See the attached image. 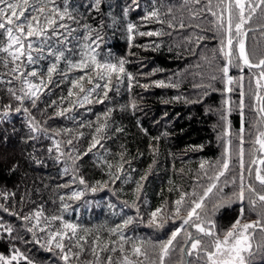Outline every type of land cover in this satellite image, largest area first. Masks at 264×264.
I'll list each match as a JSON object with an SVG mask.
<instances>
[{"label": "trees", "instance_id": "trees-1", "mask_svg": "<svg viewBox=\"0 0 264 264\" xmlns=\"http://www.w3.org/2000/svg\"><path fill=\"white\" fill-rule=\"evenodd\" d=\"M93 3L94 0H54L52 3L42 0L39 5L46 7L49 14L53 7L63 13L67 6L73 19L65 16L61 21L56 17L57 30L67 36L68 41L56 44L57 38L53 37L49 45L64 51L67 59L57 65L53 82L39 94L35 106L32 98L16 100L9 89L23 96L21 88L24 85L15 77L33 70L38 72L37 77L29 78L33 83L39 84L41 79L48 83L47 69L55 62L54 56L48 53V45L40 38H29L34 48L44 50L39 55L32 53L37 58L35 64L27 63L26 56L17 61L20 70L16 73L11 72L15 65L8 53L0 52V193H7V196L0 195V205L8 209L0 208V223L13 229L11 233L0 229V254L7 255L15 247L34 264H65L54 246L52 252L46 250L48 232L62 228L61 221H52L51 217L60 216L63 221L79 226L72 245L79 237H84L79 241L84 251L73 247V252H80V255L70 257L67 264H87L89 261L95 264L93 248L100 264H107L108 257L112 258L111 264H124L125 255L132 261L152 264L155 260L158 264V249L153 245L167 240L181 224V220L172 215L175 201L182 193L189 194L191 199L192 194L197 196L198 187L209 184L211 165L221 159L224 137L220 134L221 120L215 107L224 94L222 69L226 60L220 49L226 37L218 17H223L226 27L227 0H101L98 8H93ZM154 10L158 15L149 16ZM44 23L42 17L41 26ZM59 23L68 28L60 29ZM129 24L134 26L131 33ZM262 26L264 13L257 9L252 21L245 26L250 30L246 47L253 64L264 59ZM149 32L161 34L140 35ZM7 43L5 30H0V47ZM90 48H95L97 60L101 62L118 64L124 59L125 73L134 77L131 88L125 74L119 81L112 80L104 103L83 104L81 97L86 93L69 97L72 80L84 75L85 71L90 75L94 73L91 69L68 71L67 61L78 62ZM261 71L247 66L229 69L236 77L234 95L240 96L242 89L244 103L251 102ZM157 81L175 86L159 87ZM261 81L263 88L259 93L264 97V79ZM95 82L103 84L106 81ZM84 85L92 87L87 81ZM74 91L79 92L78 89ZM103 91L98 89V95L94 93L90 99L95 101ZM53 101H56L55 105ZM262 103L264 101H260L256 111L251 106H244L243 117V110L240 111L238 106L229 115L232 134L238 133L243 124V160L253 155L248 151V144L258 131L255 127L259 126L260 130L264 125V113L259 111ZM6 106L10 107L7 108L8 117L4 119ZM63 109L69 111L63 116L56 114ZM109 110L105 119L104 114ZM100 124L107 127L97 136L100 143L89 152ZM228 140L232 147L240 146L239 135ZM56 144L60 145L59 151ZM234 160L237 163L239 157L234 156ZM202 162H207L204 169L200 167ZM257 164L251 166L248 179L261 192L255 179ZM258 167L264 169V165ZM146 173L147 179L142 181L143 187L137 192V182ZM239 174L238 166L231 165L218 181V188L223 186V191L214 189L217 194L205 202L208 216L221 233L240 217L241 202L232 197L234 202L215 214L213 206L221 197L227 199L226 195L235 183L232 179ZM116 176L120 178L115 179ZM73 193H81L79 199L74 198ZM250 199L256 197L246 190L241 221L264 220V206L257 202L253 209ZM162 205H165L163 228L150 226V213ZM37 211L43 215L39 225L29 232L27 228L37 223L34 215ZM29 215L32 216L30 220L22 219ZM128 218H132L131 224L121 231H111ZM40 229L45 230L41 232ZM250 232L252 249L257 251L258 246L264 244V232L259 228ZM121 235L127 238L126 242L120 239ZM183 239L181 235L179 240L182 242ZM134 243H143L147 257L132 254ZM121 244L125 249L123 253ZM113 248L116 250L112 251ZM182 259L194 260L195 257H182L177 248L166 264H181ZM253 264H264V252L257 253Z\"/></svg>", "mask_w": 264, "mask_h": 264}, {"label": "snow or ice", "instance_id": "snow-or-ice-1", "mask_svg": "<svg viewBox=\"0 0 264 264\" xmlns=\"http://www.w3.org/2000/svg\"><path fill=\"white\" fill-rule=\"evenodd\" d=\"M42 0H0V30H5L7 35L8 43L5 47H0V52L8 53L11 57V62L15 66L11 69L12 73H16L20 70V64H17V61H20L22 57H27V63L35 64L37 62V58L32 55L33 52H36L38 55L43 52V48H34L33 42L29 38H40L43 40L45 45H48V53L51 56H54L55 62L51 63L47 69V81L45 83L43 79L40 80L39 84L33 83L29 78L37 77L38 72L33 70L31 72H26L23 76H17L16 79H20L22 84L24 85L21 88V92H23V96L16 95L14 89H9L10 94L18 101H23L25 98H32V104L35 106L36 100L39 99V94L44 91L45 88L48 87V84L53 82V74L57 72V65L61 60L67 59L65 57L64 51H57L52 46L49 45V41L56 37V44H65L68 41L67 36H63L57 30V18L59 20H63L65 16L68 19H73V17L68 13L67 6L64 8L63 13H60L59 10L53 7L50 11L46 10V7L39 6ZM47 2L52 3L54 0H47ZM199 2V0H197ZM101 3V0H94L92 4L93 8H98ZM257 9L264 13V0H227V4L225 7V11L228 12L227 16V26L224 25L223 17H218L220 20V27L224 29L226 42L222 41L221 52L224 53V56L227 60L222 71L224 76L227 78V83L231 84L233 82V78L228 75L229 67L233 66L234 59V51H235V59L237 60V64L235 66H239L243 68L247 66L248 68H260L262 71L260 72V76L257 79V87H260V80L264 79V59H261L258 64H253L249 52L246 47V39L249 34V29H246V25L249 24L254 14L257 12ZM127 13V10H125ZM158 13L154 10L149 13V16L155 17ZM215 15V13H213ZM29 16L31 18H29ZM44 19V25L41 26V18ZM148 17H145L147 19ZM184 25L181 24V27ZM58 27L60 29H67L68 26L64 23H59ZM134 26L129 24L128 31L131 33L133 31ZM48 30H51V35H48ZM161 33H140V35H160ZM262 35H264V26H262ZM87 38V37H86ZM99 39V37L97 38ZM132 37L129 36V41H131ZM199 39H203V37H199ZM93 44L96 41L92 42ZM90 47V46H85ZM227 49V50H226ZM70 51V49H69ZM97 55L95 48H90L89 52H84L82 54L81 59L78 62L73 63L71 60H68V71L73 69L86 70L91 69L94 75H90L87 71H85L84 75L79 76L78 79L72 80V87L69 88L68 96H79L80 93H86L81 97V101L83 104H90L93 102L96 103H104V101L108 98V92L112 87V80L115 78L117 81L121 79L123 75H125V60L120 59L118 64L116 63H108L101 62L97 60ZM7 61H5V66L7 67ZM127 78L129 80V87L131 88V81L134 77L127 73ZM64 78L67 79V74H64ZM215 78V77H213ZM243 77H241V80ZM106 81L103 84L96 83L95 81ZM87 81L88 85H92V87H85L84 82ZM156 85L159 87L165 86H175V85H165L164 81H157ZM143 87L147 88L149 85H143ZM74 89H78L79 92H75ZM98 89H103V95L99 96L95 101L90 99L94 93L98 92ZM227 91H231V88L226 89ZM207 94V93H205ZM66 99V98H62ZM256 99L259 101H264V97L259 96L257 94ZM55 105L56 101L52 102ZM10 106H6V110L3 112V118L6 119L8 117L7 108ZM135 107V104L132 105ZM240 108L243 110L244 102H243V91H241V102ZM17 112L20 111L19 108L16 109ZM25 112L28 110L25 108ZM69 111V109H63L62 111L57 112V115L63 116L65 112ZM106 112L104 114L105 119L108 114ZM261 113H264V103L261 104L259 108ZM243 117V112H241ZM31 126V125H30ZM83 126V125H82ZM106 124H100L99 127L96 128V134L93 135V143L90 145L88 151L90 152L92 148H95L97 144L100 143V139L97 138L98 134L102 133ZM33 131H36V128H32ZM68 131V130H65ZM117 131H121V129H117ZM243 124L240 129V141L243 144ZM82 135V134H81ZM225 135H228L226 132ZM260 145V149L264 150V132L260 133L255 141ZM72 141L69 140L68 144L71 145ZM56 148L59 151L60 145L56 144ZM243 147L240 148L239 160L241 167V176H240V187L238 193H233V197L238 199L241 202L240 208V217L236 219V221L231 225V227L225 232L221 233L217 229V225L215 221L208 216L205 209V201L209 198L210 194L213 193V190L216 189L217 192H222V188H218V181L225 173L229 170L230 161H231V153L229 147L226 146L224 149L223 160L217 161L215 165H211V167L218 168L219 170L214 173V175L208 176L209 184L207 187L203 189V194L198 198L195 194H192V199L189 200V194L182 193L180 198L175 201L174 209H173V217L179 218L182 222L179 227L175 228L174 231L171 232V235L167 240L161 241L158 245H153L154 248L158 249V264H166L167 258L171 256V254L179 248L182 257H195V259H182L181 264H253V261L256 259L258 252H264V244L258 246L257 251H253L251 240L253 239L252 232L250 230H255L257 228L260 229L261 232H264V220H256L250 223H242L241 220L244 215V207L243 201H245V191L252 194L256 197V199H250L249 203L253 209L257 205V202H260L262 206H264V194H260L257 189L249 183L247 185V189H245L244 183V160H243ZM87 153H84L86 155ZM77 159L80 157L77 156ZM59 159V157L57 158ZM207 162H202L200 167L201 169L205 168ZM252 164H256V161L253 160ZM260 164L264 165V159L260 160ZM111 167V165H109ZM151 168V166H149ZM249 175L252 173V167L249 165L248 167ZM67 171V169H65ZM207 176V172H205ZM119 176H116L115 179H119ZM147 179V173L145 176H142L140 181L137 182V192L143 187L142 181ZM255 179L259 182L261 190H264V169L261 167H257L255 170ZM115 182V180H113ZM80 183L83 184L84 180L81 178ZM67 186V185H65ZM96 189H93L95 191ZM0 195L7 196V193H0ZM81 193H73V197L79 199ZM63 200V197H61ZM234 202L232 197L227 199L221 198L214 206H213V214L218 212L221 208L231 205ZM165 205L158 207L155 211L150 213L149 225L157 228H163L164 223L162 222V213ZM0 208H3L4 211H8L7 208H4L3 205H0ZM67 208V205H65ZM186 211V215L181 216V212ZM15 215V213H12ZM35 218L37 223L32 225V227L27 228V231L32 232L34 228L39 225L40 218L43 215L42 212H35ZM32 218L31 215L22 217L23 220L27 221ZM52 221L60 220L62 223V228L56 231H49L47 235V246L46 250L49 252L53 251V246L56 250H59L60 259L67 264L70 257H79L80 252L84 251L82 245L79 243L80 240H83L84 237H79V240L76 241L75 245H72L71 241L76 238L78 225L63 221V218L60 216L51 217ZM132 223V218L126 219L122 225H117L116 228L111 229L112 232L121 231L127 225ZM48 227H51L49 224ZM0 229H4L5 231L11 233L13 229L10 226H6L3 223H0ZM192 229L195 231L193 232ZM45 229H40L43 232ZM183 235L184 239L181 242L179 237ZM120 239L122 241H127V238L121 235ZM65 240L68 243H65ZM36 243H40L39 240L35 241ZM190 245V246H189ZM45 247V245H41ZM73 247L79 248L80 252H73ZM116 249L113 248L112 251ZM120 251L123 253L125 251L123 244H121ZM13 254L9 257H6L0 254V264H12L13 261H18L19 259H23L27 262V264H33V261L29 259L27 256H24L23 253L20 252L18 248L13 247ZM93 254L96 256L95 264H100V259L98 254L95 252V248H93ZM132 254L135 257H147L148 253L143 245V243L137 245L133 244ZM112 258L108 257L107 264H111ZM87 264H93L92 261L87 262ZM124 264H143V261H132L129 260L128 256H124ZM152 264H157V261H153Z\"/></svg>", "mask_w": 264, "mask_h": 264}, {"label": "rangeland", "instance_id": "rangeland-1", "mask_svg": "<svg viewBox=\"0 0 264 264\" xmlns=\"http://www.w3.org/2000/svg\"><path fill=\"white\" fill-rule=\"evenodd\" d=\"M228 16V15H227ZM227 16L225 17V19H226V22H227ZM226 26H227V23H226ZM227 50V49H226ZM222 55L224 56V53L222 52ZM224 58H225V56H224ZM225 60H226V58H225ZM225 63H227V60H226V62H224V65H225ZM237 64V60L235 59V51H234V59H233V66H230L229 67V69H234V68H236L237 66H235ZM224 67V66H223ZM228 75L229 76H231L232 78H233V82H234V80H235V75L234 74H232L231 72L230 73H228ZM241 75H240V80H241ZM233 82L231 83V84H228L227 83V78L225 77L224 78V80H223V86H224V94L222 95V96H220V99H219V101H218V104H216V111H217V114H218V116H219V118H220V120H221V124H220V126H221V130H220V134L224 137V141H223V143H222V146H221V159L219 160V161H222L223 160V154H224V149H225V147L226 146H228L229 147V150H230V153H231V161H230V166L231 165H233V166H235V165H237L238 166V170L241 172L242 170H241V167H240V160H237L238 162L237 163H234L236 160H234V156H237V157H239V153H240V148L241 147H243V144H241V141H239V144H240V146H236V147H232L231 145H230V142H229V140L228 139H230L232 136H238L239 135V139H240V131L237 133V132H235L234 134H232L231 133V130H232V127H231V125H230V122H229V115L233 112V110H235V106H238V108H239V110L240 111H242L241 110V108H240V102H241V90L242 89H240V96H235L234 95V92H233ZM257 82V81H256ZM260 83L262 84V81L260 80ZM251 86H253V85H251ZM228 88H231V91H227L226 89H228ZM263 87H262V85H260V87L258 88V87H256V89L254 88V96H252V98L250 99L251 100V102L249 103V104H247L246 102L244 103V106H248V107H250L251 106V109L252 110H254V111H256V109L260 106V101L259 100H257L256 99V96H257V94H259V96H261L262 97V95H261V93H259L260 92V90L262 89ZM244 93H243V99H244ZM246 112V110L243 108V116H244V113ZM255 130H258V131H256L255 133V138H254V140H253V138H252V140L249 142V144L248 145H250L249 147H248V151H251V153L253 154L250 158H248L247 160H244V170H243V176H244V183H245V189H247V185L250 183V181H249V179H248V176H249V172H248V167H249V165H251V166H255V164H252V161L253 160H255L256 161V164L258 163V161L262 158V157H264V150H261L260 149V145L259 144H257L255 141H256V138H257V136L260 134V133H262V132H264V125H263V127L259 130V126H257V127H255ZM228 133V135H225V133ZM218 161V160H217ZM216 161V162H217ZM216 162L214 163V165L216 164ZM219 169L218 168H214L213 167V169H212V174L211 175H214V173L216 172V171H218ZM210 175V176H211ZM245 175H247V176H245ZM240 176H241V174H239L238 175V177L237 178H233L232 180H233V182H235L234 183V186H233V188L231 189V190H229L228 192H229V194H227L226 195V197L227 198H229V197H233V193H238L239 192V187H240V183H241V181H240ZM208 182H209V180H208ZM217 183H220V182H217ZM205 184V183H204ZM204 184L203 185H201L200 187H198V195L196 196L197 198L200 196V195H202L203 194V189L205 188V187H207V185L206 186H204ZM232 184H230V186H231ZM219 188H223V186H220ZM246 192V191H245ZM214 194H217L216 193V191L215 190H213V193L212 194H210V196H209V198H207L206 199V201L205 202H207L208 200H210V198H212L211 196L212 195H214ZM260 194H264V190H261V192H260ZM217 197L219 198V196L217 195ZM193 198V197H192ZM222 198V197H221ZM234 199H235V201L236 200H238V199H236L235 197H233ZM189 200H191V198H188ZM240 202V201H239ZM210 205H212L211 203H210ZM206 210H208L207 208H205ZM173 212V211H172ZM183 212V213H182ZM181 212V215H186L187 213H186V211H182ZM178 220H180V219H178ZM182 222V221H181ZM242 223H249V222H245V221H241ZM251 231V230H250ZM251 243H252V241H251ZM21 252V251H20ZM22 253V252H21ZM13 254V252H10L9 254H7V255H4V256H6V257H9V256H11ZM20 262H26L25 260H23V259H19L18 261H13L12 262V264H19ZM26 264H27V262H26ZM34 264V263H33Z\"/></svg>", "mask_w": 264, "mask_h": 264}, {"label": "water", "instance_id": "water-1", "mask_svg": "<svg viewBox=\"0 0 264 264\" xmlns=\"http://www.w3.org/2000/svg\"><path fill=\"white\" fill-rule=\"evenodd\" d=\"M263 159H264V158H263ZM259 164H260V161L258 162L257 167H258Z\"/></svg>", "mask_w": 264, "mask_h": 264}]
</instances>
